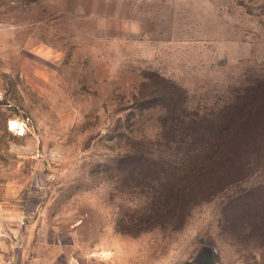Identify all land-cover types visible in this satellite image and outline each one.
Masks as SVG:
<instances>
[{
  "label": "rangeland",
  "instance_id": "rangeland-1",
  "mask_svg": "<svg viewBox=\"0 0 264 264\" xmlns=\"http://www.w3.org/2000/svg\"><path fill=\"white\" fill-rule=\"evenodd\" d=\"M263 75L264 0H0V243L73 264H264L245 199L264 167L169 211L128 159L173 155L167 119L213 144L206 122Z\"/></svg>",
  "mask_w": 264,
  "mask_h": 264
},
{
  "label": "trees",
  "instance_id": "trees-1",
  "mask_svg": "<svg viewBox=\"0 0 264 264\" xmlns=\"http://www.w3.org/2000/svg\"><path fill=\"white\" fill-rule=\"evenodd\" d=\"M226 109L229 116L220 115L217 122L209 125V121L206 122V128L217 132L211 135L213 144L171 134L167 119L163 122L165 133L161 139L173 155L155 158L153 152L147 155L136 152L128 158L136 170L146 166L156 174L153 176H157L158 182L162 180L160 186L170 189L169 211L185 198L219 192L215 188L225 186L228 174L237 165H244L243 178L247 176V168L255 164L264 167V75L242 90H236ZM172 145L176 146L174 150ZM187 180L188 184L184 182ZM183 182L185 185L181 184ZM245 199L252 201L247 204L248 235L251 238L258 235L264 241V185L247 190Z\"/></svg>",
  "mask_w": 264,
  "mask_h": 264
},
{
  "label": "crops",
  "instance_id": "crops-1",
  "mask_svg": "<svg viewBox=\"0 0 264 264\" xmlns=\"http://www.w3.org/2000/svg\"><path fill=\"white\" fill-rule=\"evenodd\" d=\"M54 244L42 241L25 243L21 248L11 253L8 251L9 244L0 243V264H73L69 255L55 253Z\"/></svg>",
  "mask_w": 264,
  "mask_h": 264
},
{
  "label": "bare ground",
  "instance_id": "bare-ground-1",
  "mask_svg": "<svg viewBox=\"0 0 264 264\" xmlns=\"http://www.w3.org/2000/svg\"><path fill=\"white\" fill-rule=\"evenodd\" d=\"M14 125V124H13Z\"/></svg>",
  "mask_w": 264,
  "mask_h": 264
}]
</instances>
